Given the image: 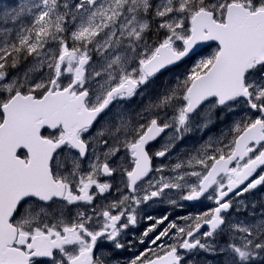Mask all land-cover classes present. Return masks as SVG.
Returning a JSON list of instances; mask_svg holds the SVG:
<instances>
[{"label":"snow or ice","instance_id":"snow-or-ice-1","mask_svg":"<svg viewBox=\"0 0 264 264\" xmlns=\"http://www.w3.org/2000/svg\"><path fill=\"white\" fill-rule=\"evenodd\" d=\"M0 22V264H122L141 221L123 264H264V198H244L264 187V0H18ZM202 199L183 224L146 212Z\"/></svg>","mask_w":264,"mask_h":264},{"label":"flooded vegetation","instance_id":"flooded-vegetation-1","mask_svg":"<svg viewBox=\"0 0 264 264\" xmlns=\"http://www.w3.org/2000/svg\"><path fill=\"white\" fill-rule=\"evenodd\" d=\"M136 104L133 105V107H137L135 106ZM233 120V115L231 114V122ZM230 122V123H231ZM44 131V134L47 135L48 134V131L49 130H43ZM164 135H162L161 138H158L155 142H153L150 146V152H155L156 150H159L161 145L163 144L164 142ZM186 137L183 139V141H181L180 143H178L172 150V157H173V160H172V163H175V157L177 155V153H181L182 150H186ZM24 154V151H21V155L23 156ZM164 160V163H168V160L165 159V158H161ZM161 159H154L153 160V165L154 167L155 166H158L159 163L161 162ZM118 182V180H117ZM105 197L106 199L103 200L104 203H107L108 201L110 200H113V199H118L119 198V194L116 193L115 191V187H113V189L109 192V193H106L105 194ZM102 203V200L101 199H97L95 200L94 202V205L92 206H82L81 207L84 209V210H87V209H90L91 207H94L95 205H98V204H101ZM184 204V207L182 209L180 208H174V207H171L167 204H158V205H153V206H150V207H147L146 208V212L147 214H150L154 217H161L163 215H165L166 213H170L168 219L169 221H176L178 224H183L184 221L182 220H178L177 217H183V216H186L189 214L188 212V205H189V210H190V213L192 214H195V213H200V212H203L204 209L207 210L208 208L210 207H213L214 205L211 204V206H205V208H203L202 206V202H199L198 204L196 205H191V204H188V202L184 201L182 202ZM75 210V206H70L69 207V211L70 212H74ZM198 210V211H196ZM167 223L168 221H166L164 224L158 226V229L157 231L159 230H162L164 227L167 226ZM148 227V223L144 222V221H141L135 228H130L128 230V234H127V237L125 239V248L120 250L118 253H117V258H119L121 261H122V264L123 262L127 261V260H130L131 258H133L135 255L139 254L140 251H144L146 247H148V243H147V240L150 239L152 236L155 235V233H151L149 235L148 238H146V243L141 245V244H136L135 247H132L131 249H129V247L127 246V240H131L133 239V236L132 234L135 233L136 237H139L140 234ZM174 231V230H173ZM169 243H171V241L169 240L168 241ZM107 247H111V245H107ZM144 247V248H143ZM153 248H156L155 245L152 246ZM183 251V250H181ZM38 259H45V258H38ZM187 259L188 257L185 256L184 258V264L187 263Z\"/></svg>","mask_w":264,"mask_h":264},{"label":"rangeland","instance_id":"rangeland-1","mask_svg":"<svg viewBox=\"0 0 264 264\" xmlns=\"http://www.w3.org/2000/svg\"><path fill=\"white\" fill-rule=\"evenodd\" d=\"M9 1H10V7L15 6L18 3V0H9ZM69 43L71 44L70 41H69ZM213 49H214V47H209L206 50H204L203 52H201V55L211 54ZM192 63H194V61ZM192 63H187L182 68H179V69H176L175 71H172L171 73H169L167 75V77H159L158 81L156 82L157 86L159 87L160 84L163 81H165V80H169L170 81V80L174 79V75L175 74H180V73H183L186 70L190 69L191 66H192ZM218 122H219L220 126L223 125V122L220 119H218ZM207 130H208V134L206 136H204V137H202L199 132L193 133L194 136L197 135V134L200 135L199 144H200V141H205L208 138L209 135L218 136L217 133H216L217 128H214V129L213 128H209ZM191 146L192 145H190L189 147L187 146V149H192ZM251 198H252V200L260 201L262 198H264V191H262V193L259 194V200L258 199H254L253 197H251ZM256 211H259V204L257 206ZM235 216L237 217V219H240V218H243L245 220L253 219L252 217H248V213L246 211L238 213V215H235ZM218 242L220 244H226L228 242V236L227 235L219 236L218 237ZM197 254L199 255V257H198ZM197 254H196V260H197L196 264H204V262H206V261H212V262H214V264H218V262L222 259L219 256H210V255H208V254H206V253H204L202 251L198 252Z\"/></svg>","mask_w":264,"mask_h":264},{"label":"water","instance_id":"water-1","mask_svg":"<svg viewBox=\"0 0 264 264\" xmlns=\"http://www.w3.org/2000/svg\"><path fill=\"white\" fill-rule=\"evenodd\" d=\"M210 43H215V42H202L200 48H201L202 46L207 45V44H210Z\"/></svg>","mask_w":264,"mask_h":264},{"label":"bare ground","instance_id":"bare-ground-1","mask_svg":"<svg viewBox=\"0 0 264 264\" xmlns=\"http://www.w3.org/2000/svg\"><path fill=\"white\" fill-rule=\"evenodd\" d=\"M171 213V212H170ZM144 248V247H143Z\"/></svg>","mask_w":264,"mask_h":264}]
</instances>
